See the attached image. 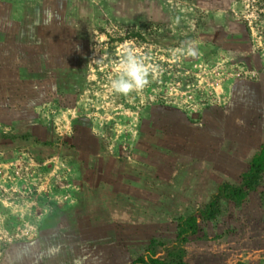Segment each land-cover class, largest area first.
<instances>
[{
    "label": "rangeland",
    "instance_id": "1",
    "mask_svg": "<svg viewBox=\"0 0 264 264\" xmlns=\"http://www.w3.org/2000/svg\"><path fill=\"white\" fill-rule=\"evenodd\" d=\"M127 48L154 71L121 95ZM0 49V264L163 257L264 141V0H0ZM260 189L186 260L264 264Z\"/></svg>",
    "mask_w": 264,
    "mask_h": 264
},
{
    "label": "trees",
    "instance_id": "2",
    "mask_svg": "<svg viewBox=\"0 0 264 264\" xmlns=\"http://www.w3.org/2000/svg\"><path fill=\"white\" fill-rule=\"evenodd\" d=\"M238 179L239 181L234 183L229 181L219 183L204 206L176 219V239L170 247H165V256H160L156 248L152 247L128 264H192L186 260L185 246L197 236L201 223L217 220L223 212L225 203L237 207L244 206L249 201L251 193L260 188L261 199L264 201V141L254 152L247 169L240 173Z\"/></svg>",
    "mask_w": 264,
    "mask_h": 264
},
{
    "label": "clouds",
    "instance_id": "3",
    "mask_svg": "<svg viewBox=\"0 0 264 264\" xmlns=\"http://www.w3.org/2000/svg\"><path fill=\"white\" fill-rule=\"evenodd\" d=\"M186 54L196 55V48L189 45L185 49ZM120 73L111 81V88L117 94L129 95L134 91L142 90L149 83V76L154 71L146 65L143 58L138 56L131 48L125 49L119 61Z\"/></svg>",
    "mask_w": 264,
    "mask_h": 264
},
{
    "label": "crops",
    "instance_id": "4",
    "mask_svg": "<svg viewBox=\"0 0 264 264\" xmlns=\"http://www.w3.org/2000/svg\"><path fill=\"white\" fill-rule=\"evenodd\" d=\"M14 44V42H13ZM10 47V46H9ZM1 51V49H0ZM4 61V62H3ZM9 65H7V62L5 63V60H4V56L3 54L0 52V70H5L4 74H6V68H12V67H15V63H14V58L13 60H11L10 62H8ZM9 66V67H8ZM3 72L0 71V77H2L3 75ZM108 195L109 196H118V192L114 193V191L112 189H110L108 191Z\"/></svg>",
    "mask_w": 264,
    "mask_h": 264
}]
</instances>
